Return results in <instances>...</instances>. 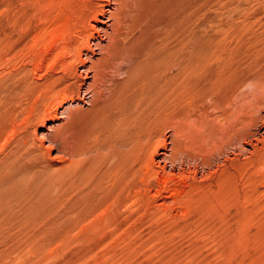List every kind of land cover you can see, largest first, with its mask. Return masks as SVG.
Here are the masks:
<instances>
[{"label": "bare ground", "instance_id": "1", "mask_svg": "<svg viewBox=\"0 0 264 264\" xmlns=\"http://www.w3.org/2000/svg\"><path fill=\"white\" fill-rule=\"evenodd\" d=\"M217 3L223 6L222 0H0V69L12 66L0 75L1 215L34 217L58 194H73L68 214L83 233L122 228L139 209L158 208L159 199L168 209L231 225L230 206L249 197L241 184L254 185L255 193L264 188V102H240L245 87H264V68L205 65L202 11ZM19 59L32 69L16 71ZM191 98L204 102L191 109ZM13 117L23 118L24 130L17 128L4 154ZM49 119L63 122L48 126ZM38 127L51 130L38 136ZM247 145V160L228 156ZM56 149L60 155L50 163Z\"/></svg>", "mask_w": 264, "mask_h": 264}, {"label": "rangeland", "instance_id": "2", "mask_svg": "<svg viewBox=\"0 0 264 264\" xmlns=\"http://www.w3.org/2000/svg\"><path fill=\"white\" fill-rule=\"evenodd\" d=\"M222 3L223 9L217 3L218 6L212 4L202 11V29L208 34L202 41L206 54L205 65L209 69L221 66L222 70L240 72L264 68V0H233L231 8L226 6L228 0H222ZM1 10L4 12L3 7ZM3 12L0 20L5 17ZM27 64L28 59H19L15 70L21 71ZM29 67L32 69V66ZM10 69L12 66L9 65L7 70L1 68L0 75ZM37 78L35 76L34 81ZM263 88L258 90L252 86L245 87L241 90L240 102L244 100L245 103L257 97L264 102ZM190 100L191 109L200 103L202 105L203 101L200 98ZM76 104L77 101L73 107H77ZM69 105L59 107V114ZM13 120L8 121L9 126L6 127L1 145L9 140L14 141V137L24 130L22 117H13ZM50 121H47L48 126L55 127L63 122ZM12 124L15 125L14 129ZM19 126L21 131L18 130ZM48 130L51 129L38 127L37 134L42 136ZM36 139L37 144H49L40 141L39 137ZM13 147L14 144H6L4 154ZM245 150V153L235 157L231 149L228 156L245 161L250 157L252 147L247 145ZM50 154V163L54 162L53 156L60 155L58 149ZM228 156L220 157L219 164L222 165ZM59 162L56 159L54 164ZM185 166L186 170L190 169V165ZM201 168L196 175L198 181L204 179L205 170ZM240 188L244 190L243 193L249 192L250 198L230 206L235 217L241 216V221L233 217L231 225L204 214L199 217L198 211L185 215L177 209L179 206L168 209L161 205L163 199H159L160 202L155 204L158 208L145 211L139 209L135 218L122 228L109 227L98 234H95L96 230L83 233L74 228V216L68 214L74 195L58 194L59 198L47 209L48 212L51 210L49 214L44 210V214H40L41 211L35 218H25L22 212L17 216H3L0 213V264H264V188L259 193L254 192V185L246 189V185L241 184ZM221 205L222 211L229 209ZM41 216L43 219H40Z\"/></svg>", "mask_w": 264, "mask_h": 264}]
</instances>
